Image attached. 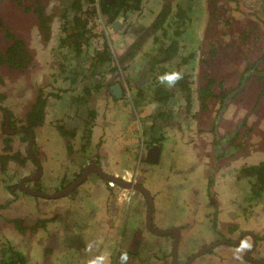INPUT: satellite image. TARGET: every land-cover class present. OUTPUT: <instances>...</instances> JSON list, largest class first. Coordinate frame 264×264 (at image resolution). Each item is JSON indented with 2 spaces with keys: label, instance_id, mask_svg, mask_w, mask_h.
<instances>
[{
  "label": "rangeland",
  "instance_id": "rangeland-1",
  "mask_svg": "<svg viewBox=\"0 0 264 264\" xmlns=\"http://www.w3.org/2000/svg\"><path fill=\"white\" fill-rule=\"evenodd\" d=\"M2 1L4 3L1 2L0 4V12L4 15V23L10 27L13 33L15 31L16 35L25 38L26 47L32 57L31 64L20 74L14 75L9 71L3 72L7 82L6 84L0 83V89L9 88V96L2 103L14 110L18 116H24V111L31 106L30 104L34 101L33 98L39 88L47 95L50 102V104L47 102L49 108L48 113L46 112L47 120L37 130L35 145L38 156L42 159L43 175L40 177L43 179L41 178L39 185L28 181V186L53 193L62 188L64 173H68L66 176L68 179L64 177L65 183H67V180L69 182L73 179L79 172V167L87 161L71 149L67 155L66 143L69 137L64 138L55 129L53 123L55 122L54 119L59 118L60 120H67L69 127H78L75 138V140L78 139L77 143L79 139L80 141L82 138L87 139L89 154L100 152L99 161L104 164L109 173L120 174L126 172V169L132 167L134 170L135 168V171L131 169V176L120 175L126 179L131 178L135 182H142L153 193L156 200L153 218L156 224L159 226L185 225V227H181L182 231L179 237L177 253L179 264L187 262L191 251H197L202 244L220 237V230L228 234L224 230V221L228 220V216L233 212L237 214L238 218L240 217V228L253 229L255 227L256 231L264 228V197L259 202H251L248 199V192L243 191L245 195L242 194L235 185L229 182L230 180H227V171L223 168H220L223 170L216 169L214 171L212 162L215 161L216 166L217 158L209 157L208 153L210 148L214 147L216 134L205 132L203 137L201 136L202 133L199 132L200 119L197 114L198 105L193 101L188 105L186 96L176 91L177 87H165L167 91L172 93L170 101L164 108L167 117L160 121L155 117L159 111V103L154 100L153 91L147 84L152 78L159 75L158 71L161 70V65L157 66L156 72L148 71L149 61L155 55V50H153L155 43L152 42L151 37L141 44L136 55L129 59L131 61H128L125 70L118 72L116 77L113 76L114 74H109L110 79H98L94 75L97 74L95 73L96 70L88 68L92 61L89 57L92 56L91 51L103 47L105 42L110 46L116 58L124 56L129 46L148 30L151 22H153V17L165 0H142V9L127 15L119 14L114 21L115 23H104L99 17V13L93 15L94 22L92 24L97 23L93 29L98 36H95V39L92 37L88 41L91 44H87L83 50L87 53L78 58L71 48L61 42V37L65 36L63 24L66 16L64 13L71 4V0H37V5L42 7L45 5V16L48 17L51 14V20H48L51 23L48 37V31H43L42 22L37 19L36 15L24 10L22 6L17 7L12 0ZM32 2V0L28 1V3L33 4ZM228 2L227 8L222 5V16L219 15V21L226 26V28L222 27V33L224 31L226 34L225 43H222L218 35L213 32L211 40L213 44H216L215 47L218 48L220 56L214 57L213 60L210 57L207 58L209 63H217L219 66L227 65L232 72L229 76L233 77L234 71H237L241 64L244 65L246 61L257 59L264 48V0H229ZM172 3L173 6L175 5L173 11H176L178 5H191L190 15L194 20L191 28L193 33L188 30L185 33L187 34L186 39H179V42L182 44L186 42L187 47L198 46L199 37L202 34L200 29L211 19V16H206V13L213 0H196L190 3L187 0H173ZM96 6L99 8L97 3ZM193 9L196 11L194 12ZM3 37V30L0 29V44L7 43ZM185 49L182 50L183 55L191 52L190 48ZM199 53L200 50L191 58L190 66L188 65L190 69L193 67L189 71L193 72L191 79L194 81L192 84L194 88L198 70L201 67L200 56L202 54ZM181 58V56L177 57L176 62L181 61ZM223 59H226L227 62H223ZM78 64L83 66L79 67ZM164 65L169 66V69L171 68L170 62ZM83 67L86 68L85 71H83ZM172 68L176 67L173 66ZM102 69L103 66L97 67V71ZM76 71L88 74L92 72L93 74L85 78L84 75L77 74ZM69 72L74 73L73 78L72 75L69 78ZM107 80L122 82V88L125 91L121 97L115 99L110 94H106L107 89H109ZM97 84L100 85L99 88ZM248 86V92L238 95L235 105L223 113V118L218 126L220 135L228 132L227 127L230 128L233 123L236 124V120L245 114H248L249 123L252 125L257 124V120H259L257 128L262 129L254 130V137H251L250 140L258 141L264 134V98L262 103L256 104L261 86L260 84H249ZM154 87L155 85H153ZM137 88H142L147 92L142 100L134 105V100L140 99L134 96ZM83 89L91 90L92 95H95L94 100L90 98L86 101L87 103L80 101L78 97L82 95ZM51 92H53L52 96L49 95ZM62 92L63 94H61ZM257 95L258 97H256ZM255 99L256 103L254 104ZM89 108L95 109L97 112L93 124H91L90 132L86 127L87 123L84 124L85 118L88 117L87 109ZM208 128L209 126H206L205 129ZM159 137L162 139L157 140ZM77 143L73 149L80 146ZM159 143L164 146L161 162L154 165L142 164L145 162L143 161L144 157L150 151H146V149ZM11 145L14 146L12 147L13 151L23 148L21 151L25 154L29 142L27 140L21 142L18 138ZM0 146L6 145L0 140ZM209 160H212L211 166L208 165ZM249 160L250 156L247 153L240 152L237 154L236 160L233 161V165L235 168H240ZM113 161L116 163L114 164ZM27 163L25 168L17 167L19 172L23 171L22 175L18 173L19 176L35 174L36 166L30 162ZM209 175H213L216 182L213 188L219 189V195L218 192L215 193L209 188L207 178ZM8 177H10L8 174L5 177H0V203L2 202L1 199L7 196L9 199H13V196H9L7 192L2 193L6 184L11 181L8 180ZM3 178L7 180L3 181ZM91 178L93 181L87 184L83 183L82 189L75 194V198L73 197L76 204L63 198L53 199L46 205L45 210L50 213L56 211L60 218L57 222L49 223V228L55 231L53 235L46 232L38 235L28 234V240L30 241L34 237L33 243L35 244L29 264H44L45 259L41 245L44 241L53 242V240L70 248V257L67 260L70 258L71 264H85L89 258L102 253L109 254L111 260L113 249L115 251L117 247L130 246V240L134 239V236L129 239V236L126 237L127 233L132 235L131 230H136L139 226L145 229L146 205L144 201L138 203L140 209L135 208L138 204L130 198L131 195L126 197L123 190L117 194L116 198L112 199V194L98 191L97 188L102 187L98 178L94 176ZM13 179L16 181L17 178ZM92 185L93 187H91ZM241 195H244V198ZM25 196L19 201L21 200L20 202L23 203L22 210L27 213L32 210L33 203H30L28 201L30 198ZM216 196H218V201L214 202ZM15 201L14 203H17ZM114 202L117 203L114 204ZM2 205L4 207L0 209V240L5 234L13 237L10 221L13 219L12 213L16 212L15 207L10 206L9 208L8 206L7 208L4 203ZM214 207L218 210L221 207L217 217L213 216ZM216 229H219L216 231L218 233L215 232ZM14 233L16 235V232ZM237 233L235 232L232 236L235 237ZM256 233L264 235V231H257ZM18 238L21 240L17 241L20 242L19 245L26 241L20 234ZM151 238H154L153 234L144 230L142 234L144 250L141 249L140 252V264H143L144 261H157L156 255L161 257L163 250L168 249L167 253H171V244L175 242V238L172 237L166 240L167 242ZM15 240L14 238L13 241ZM97 240H102L103 243L88 251L87 245L89 243L94 244ZM249 242L247 238L244 246H248ZM233 251L237 252V249L216 247L215 253L197 257L190 264H247L241 255L236 258V255L232 253ZM82 253L86 256L83 257ZM81 259L82 262H80ZM45 264L50 263L48 261Z\"/></svg>",
  "mask_w": 264,
  "mask_h": 264
},
{
  "label": "trees",
  "instance_id": "trees-1",
  "mask_svg": "<svg viewBox=\"0 0 264 264\" xmlns=\"http://www.w3.org/2000/svg\"><path fill=\"white\" fill-rule=\"evenodd\" d=\"M0 1L4 3L2 0ZM12 1L17 5V7L22 6L24 10L36 15L37 19L41 20L43 28L48 31L47 37L49 36L51 24L47 21L49 17H46L44 15V8L40 7L41 5L38 6L37 4L28 3L27 1L29 0ZM187 1H189L190 3L193 0ZM70 2L71 4L65 9L64 13L66 16L63 24L65 36L61 37V41L65 42L66 40H68V46L75 53L77 58L81 56L83 57L84 54L87 53L83 50L85 46L87 47V44L90 45L88 41L92 37L98 36V34L93 29L94 25H97V23L92 24L94 22L93 15H96L98 12H100L104 17V23H112L121 13L127 15L130 12L142 9V0H113L112 2H107L105 0H71ZM172 2L173 0H165L162 3L160 12L155 14V16L153 17V22H151L148 30L143 33L141 37H138L139 39L137 41H134L129 46L123 58L127 59V57H134L139 51L141 44L147 38L151 37L152 42L155 43V46L153 48V50H155V55H153L152 59L149 61L150 66L148 71L156 72L155 69H157V66L161 65V68L163 69L159 70V75H161V73L170 72V70H181L184 72V78L175 86L177 87L176 91H180L186 96L188 105L192 103V101H200V110L202 112H199V114H197L201 119L200 131L202 132L206 130V125L211 124L208 118H211V116H209L210 107L208 108L207 105L209 104V102H212L213 105H216V102L218 101L216 96H218L220 92H227L223 94L224 97L222 98V101L230 102L233 98V94L242 91L243 88L247 89V86L249 84H260L262 90L264 89V48L261 50V53L259 54V57L257 59L253 61H246L244 65L241 64L239 66V69L237 71H234L235 73H233V75H235L233 77L229 76V74L232 72L227 65L219 66V64L217 63L214 64L213 62H208L209 57L211 58V60H213L214 57L220 56L218 54L217 47H209L210 52L202 49V56L200 60L201 67L200 70H198L194 88L192 85L194 81L191 79V75L193 74V72H190L193 67L191 69L188 67V65L190 64V59L192 58V54H179V43L177 40V37L187 29L190 23L189 20H192V17L190 15V12L192 10L190 9L191 5H178L176 11H173L175 5L173 6ZM96 3L99 5V8H97ZM69 10L71 13L69 12ZM1 25L4 29L9 28L6 23H3ZM174 36H176V38H174ZM6 37L11 39L12 44L10 42L4 51L0 50V66H5L9 68V71H11V73H14V75H18L22 71H25L27 66L31 64L32 57L27 47H23L22 42L20 41L21 39L16 38L9 31L6 34ZM205 48H208V46H205ZM92 51L91 53L93 54V56H95L97 65L101 64L106 67L110 61H113L114 66L112 67V70H118L119 64H121V62H117L116 65L117 58L115 57L107 42H105L103 47L95 48ZM178 54L182 57V60L179 62L177 67L173 69L170 68L169 70H164L165 66L162 67V65L166 64L167 61L173 59ZM90 59H92V57ZM223 62H227L226 59H223ZM95 66L96 64L94 65V68ZM88 68H93V61L89 63ZM6 82L7 79L5 78V75L0 73V83L6 84ZM32 82L34 81L32 80ZM156 82L157 78H153L149 82V84H147L149 88H153L154 84L157 85L154 89L155 100L161 103L168 102V100L172 96V93L167 91V89L163 85H160L158 84V82ZM245 82L248 83L244 84ZM8 89L5 88L0 91L1 99L5 100L9 96ZM84 90L85 99L95 98V95H92L91 90ZM36 93L37 94H35V97L33 98L34 101H32L30 104L31 106L24 111V116H18V114L15 113L14 110L8 109L6 105H0V140L3 141V143L6 145L3 150L0 149V175L2 176H7V174L10 175L9 178L18 176L17 174L20 172L18 171L19 169H17V167H24L26 165V161L28 160L33 161V163L35 164L34 160L27 151V153L25 154H23V151L21 150L8 153L7 149L10 147L7 145V142L12 138L16 139V137H20V139L24 141L30 140V144H32L33 146L36 145L37 130L45 124L44 121L48 101L47 95L44 94L42 89L39 88L38 92ZM136 95L140 99L136 101L134 100V105H136V102L142 100V98L144 97V90L142 88H138ZM226 104H221V106L216 105L218 107L216 111V113L218 112V115L216 116L215 121L213 120L215 123L218 121L217 119L219 116H221V113L223 114ZM6 111L10 113L9 123H7L6 121ZM165 112V110L158 111L156 114L157 118L162 119L164 117H167L165 115ZM96 114L97 112L95 109H88V117L86 121V127H88L89 130L88 132L91 131V124H93L92 122L94 121ZM7 124L8 126L10 125L9 130L7 129ZM57 128L59 132H61L65 136L68 135L69 138L74 137L78 129V127L76 126L75 128H71L65 125H57ZM215 128L216 127H213L211 129L215 130ZM34 135H36V138L34 137ZM161 139L162 138L159 137L157 140ZM71 144L72 143L68 141L69 148H71ZM33 149L35 150V148ZM11 161H13V163ZM243 171L248 174L247 177H253V195L256 199H259L264 195V162L257 165L248 166L247 168H243ZM42 175L43 172H41V168L36 167L35 174H32L30 178L35 184L39 185L42 178L40 176ZM64 176L67 175L64 174L62 176V187L67 184L65 183L66 180H64ZM4 180H6V178L3 179V181ZM107 188L109 190L103 189L101 187H98L97 189L98 191H112V189H110L109 187ZM41 191L44 192L43 189L38 188V192ZM5 192H7L8 195L15 194V198L9 199L7 196L5 200L0 203V209L4 207L2 203L7 206L10 203H14L15 200V202H19L18 198L20 194L30 196L31 198H34L36 203H38L36 206V211H34L33 213H29L28 215L31 220L27 221L20 216L14 217L11 220L13 237L4 235L0 240V264H29V260L33 255L32 252L35 249V244L33 243L34 237L32 240H28V234L35 233L36 235H38L39 233H42L49 229V222H57L59 220L58 218H60V215L56 211L55 213H50L44 208L47 207L46 205L49 204L53 199L66 198L70 201H74L75 199H73V197L75 196L74 194L76 193V189L72 190L68 194L64 193V195L49 197L38 193H29L22 186H20L19 183L15 184V186L14 184L12 185L8 183V186L4 189V193ZM14 232H16V235H14ZM134 232H138L139 234H133ZM147 232L153 234L154 238L151 239L157 240V237H161L153 231L148 230ZM130 233H132V236H134V239L131 240L132 244L125 248L117 247L115 251L113 249L111 264H119V256L123 251H127L128 253V264H132L133 262L134 264H140V252L141 249L142 251L144 250L142 232L140 234V231H138V229H132ZM17 234H20L22 238L26 240L21 245H19L20 242H17L21 241L20 238H18ZM14 238L16 239V242H12ZM212 243H214V240L212 241ZM60 244L61 243H57V241L55 240H53V242L44 241L43 245L40 244L43 249V258L45 259V263L49 261L50 264H71L70 258L67 260V258L70 257V248L68 246H63ZM213 247V245L207 246V249L198 254V256L211 254V252L213 253ZM167 251L168 249L163 250V255L161 257H159V255L157 254L155 257L157 261H144L143 264H176L175 261L173 263V249L171 248V253L169 254L167 253ZM82 256L84 257L86 256V254L82 253ZM169 256H171V258H169ZM198 256L196 255L195 257ZM80 262H82V259L80 260Z\"/></svg>",
  "mask_w": 264,
  "mask_h": 264
},
{
  "label": "flooded vegetation",
  "instance_id": "flooded-vegetation-1",
  "mask_svg": "<svg viewBox=\"0 0 264 264\" xmlns=\"http://www.w3.org/2000/svg\"><path fill=\"white\" fill-rule=\"evenodd\" d=\"M32 1H33L32 2L33 4H37V0H32ZM193 1L195 2L196 0H193ZM228 1L229 0H217V2H218V4H217L216 0H213V3H212L213 5L210 4V7L208 8V11L206 13V16H208V17L211 16V19H210V21L208 23H206V25L204 27H202L200 29L202 34H201V37H199V35H198V37H199V45L198 46H190V47H187L186 42L184 44H182V42H179V39H182V38L183 39H186L187 34H185V33L188 30L191 32V28L193 27L192 26V21H194V20L193 19L192 20H189L190 23H189L187 29L184 30L181 33V35L177 37L178 43H179V54H183L182 53L183 48H186V49H189L190 48V51H191L190 53L192 54V57L195 56V53L197 51H199V50H200V53L199 54H201L202 49L203 50H206V49H209V47L215 48L216 44H213L212 43V40H211V34L213 32L218 35L219 39L222 40V43H225V41H224L225 39L224 38H225L226 34L224 33V31L222 33V30H223L222 27L224 26V28H226V26H225V24H222L219 21V15H221V11H222V8L221 7H222V5H225L226 8H227V6L229 4ZM0 4H1V1H0ZM40 7H42V6H40ZM43 8H44V13H45L46 12L45 5L43 6ZM160 10L161 9H158V11L156 12V14L159 13ZM193 10H194V12L196 11L195 9H193ZM98 13L97 14L99 15V17H101V20L104 21V17L101 15L100 12H98ZM48 17H49L48 20H51V14H49ZM195 18H196V15H195ZM3 20H4V15H3V13L0 12V29L3 30V34H4V37L3 38L5 40H7V43L0 44V50L1 51H4L6 49V47H7V45L10 42L12 44L11 39L8 38V37H6V34L8 33V31L13 36H15L16 38L21 39L20 41L22 42L23 47L26 46V41L24 40L25 38L20 37V35H16V32L15 31L13 33L10 30V27L9 28H6V29H4L2 27L1 24L4 23ZM214 20H217V21H214ZM213 21H214V23L212 24ZM15 24H16V22L14 23V25ZM17 24H18V22H17ZM41 26H42V23H41ZM44 30L47 31L46 29L43 28V31ZM64 32H65V30H64ZM191 33H193V32H191ZM207 39H209V40L206 41ZM62 44L68 46V40H66L65 42H62ZM205 46H208V48H205ZM208 52H210V51L208 50ZM179 54L177 56H175L173 59H171V60H169V61L166 62V63H168V62L171 63V68L173 66L174 67H177V65L179 64L180 61L179 62H176V58L177 57H180ZM90 57H92V61H93V70H96L95 73H97V74H94V75H96L98 79L99 78L100 79H110L111 76L109 74H114L113 76L116 77L119 74L118 72L122 71L123 69L125 70V68L127 66L126 64L128 63V61L129 62L131 61L129 59H132L133 58V57L132 58L127 57V59H126V58H123V56L118 57L116 59L117 60L116 61V65H117V62L118 63L121 62V64H119L118 70H112V67L114 66L113 61H110L109 64L105 67V66H103L101 64H98L97 65V61L95 59V56H93V54H92V56L90 55ZM122 62H124V63H122ZM95 64H96V66L94 68V65ZM81 65L78 64L77 66L82 67L83 65L82 66ZM98 66H103V69L101 71H97V67ZM163 66H165L164 70L165 69H168L169 70V66L162 65V67ZM83 68H84L83 71H85L86 68L85 67H83ZM161 69H163V68H161ZM5 71H9V68H7L5 66H0V73L2 72V74H3V72H5ZM155 71H157V70L155 69ZM9 72L11 73V71H9ZM76 73L78 74L79 72L76 71ZM158 73H159V71H158ZM79 74L80 75H84V77L87 78V77L91 76L93 73L88 74L86 72H80ZM71 75H72V78H73L74 73H70L69 72V75H68L69 78H71ZM97 78L95 77L96 81L98 80ZM155 78H157V77H155ZM107 81H108L107 84H108L109 89H107V92L108 93L106 92V94L107 95L110 94L115 99L121 97L123 95V91H125V89L122 88L123 87L122 86V82H120L119 80H117L115 82L110 81V80H107ZM97 82L99 83V81H97ZM116 83H119L120 84V88H121V92L118 95H116V93L113 92V91H115L113 89V86L116 85ZM246 83H248V82H245L244 84H246ZM156 86L157 85H155L154 88L150 87V89L153 91V94H154V89L156 88ZM99 87H100V85H98V88ZM248 88L249 87L247 86V89L246 88H243L242 91H239V92H236L235 94H233V98H232V100L230 102H228V101L223 102L222 101V98L224 97L223 94L224 93H227V92H223V93L220 92L218 94V96H216V98L218 100L216 102V105L217 106H221V104L223 105V104H226L227 103L226 104V107H225V109L223 111V113L226 112V110L231 109V106L235 105V100L237 99V96L240 95V94H245L246 92H248ZM1 90H3V89H0V91ZM137 90H138V88H137ZM260 90H261L260 93H259L260 95L258 94L259 97H258V95L256 96V97H258V101L256 103V99H255L254 104L255 103L256 104H259L260 102L261 103L263 102L264 96H263L262 93H264V89L262 90V88H261ZM84 91L85 90L83 89L82 95H79L78 98H79L80 101L86 102L88 100V98L85 99V92ZM146 92L144 91V96L146 95ZM231 92H233V91H231ZM52 93L53 92L50 93V96H52ZM136 93H137V91H136ZM179 93H181V92L179 91ZM61 94H63V92ZM250 94H251V91H250ZM56 95H57V93H56ZM59 96H62V95H59ZM134 96L137 97L136 94ZM154 100H155V96H154ZM3 101L4 100L0 98V105L1 106H4V104L2 103ZM168 101H170V100H168ZM47 102H49V101H47ZM158 103H159V111H160V110H165L164 109L165 108V105L168 102H165V103L158 102ZM48 104H50V102ZM195 104H197L198 105V108H199V109L197 108L198 109V111H197L198 114H199V112L201 113L202 111L200 110V108H201L200 101L199 100H196L195 101ZM216 105L215 104L213 105L212 102H209V104L207 106H208V108L210 107V109H209V116H211V118L210 117H208V118H209V122H211V121L212 122H211L210 125H206V126H209V128L206 129L205 131H202L201 132L199 130V132L202 133L201 136L205 132H209V133L210 132H212V133L214 132L216 134V136L214 134V136H215L214 137L215 138V144L213 145L214 147H211L210 150H209V153H208L209 154V157H214V158L216 157L217 158V160H216V166H215V161L212 162V160H209L208 161V165L211 166V162H212V167H213L214 171L216 169L223 168L228 173L227 180H230L229 182H231L233 185H235V187L237 189H239L242 192V194L245 195V193L248 192V199H250L251 202H254V201L259 202L260 200L263 199L264 195L262 197H260L259 199H256L254 197V195H253L254 194L253 193L254 191H253V185H252L253 177H247L248 174L245 173V171H247V170L243 171V168H247L248 166L257 165V164H260V163L264 162V134L262 135L261 139L258 140V141H251L250 140L251 137H254V130L261 129L260 127L257 128L258 125H259L258 124V121L259 120H257V124L258 125L257 124H253L252 125V124L249 123V116H248V114H245L241 118H239V119L236 120V124L233 123L230 126V128L227 127L228 132H225V133H223V135H220V130L218 129V126H219V123L221 122V120L223 118L222 117L223 114L221 113V116L218 117V119H217L218 121L215 123L214 122L215 121V118L218 115V112L216 113L217 108H218ZM48 106L50 107V105H48ZM69 108H71V107H69ZM255 108H256V106H255ZM47 111H49V108L48 107L46 108V112ZM6 113H7L6 114L7 115L6 121H7V123H9L10 113L8 111H6ZM156 114H155V117H157ZM70 116H72V115H70ZM57 119H54L55 122H53V123H54L55 129L58 132H59V130L57 128V125L58 126L59 125H65V126L69 127L67 125V120H62V119L60 120L59 118H57ZM199 119H200V117H199ZM45 120H47V114L45 115ZM158 120L160 121L162 119L161 118H158ZM86 121H87V119L85 118L84 124L86 123ZM51 122H52V120H51ZM200 123H201V119H200ZM6 126H7V129L9 130L10 129V125L8 126V124H7ZM213 127H216L215 130H212L211 129ZM263 133H264V131H263ZM62 135L64 136V138H67L66 136H68V135L65 136L64 134H62ZM34 137L36 138V135H34ZM76 137H77V134H75L74 137H70L69 139L67 138V143H66V152H67V155L71 152V151H69V149H71V150L76 151L81 156L82 159H87V161L83 165H81L79 167L80 168L79 169V172L73 177V179H71L69 182L67 180V184L64 187H62L60 190L54 191L53 193L52 192H48V191H44V192L41 191V192L42 193H48V194H59L64 189L70 187V185L73 184L75 181H77L79 179V177L83 175V173H84V171H85V169H86L87 166H89L91 164H96V165H98V166L101 167L102 171L106 175H110V176H115V177L121 178L124 181L129 182L131 185L134 184V186L126 187V186H124V185H122V184H120V183H118L116 181H113L111 179L104 178L100 173H98L97 171L91 169L89 171V173L84 177V179L80 183H78L76 186H74L70 191H68L66 193L68 194V193H70L74 189H76V193H77L80 189H82V186L81 185L83 183H86L87 184V183H90V181H93V179L91 178L92 176L98 178V181L101 182L100 185H102L101 188L108 189L107 187H109L110 189H112V191L111 190L108 191L109 189L107 191H104V192H107L109 194H112L111 195V196H113L112 199L116 198L117 197V194H119L121 192V190H123L125 192L124 195L126 197H127V195L128 196L131 195L130 198L133 199L135 201V203L138 204V203H140L142 201L145 202V205H146L145 224H146V227L147 228L145 227V229H144V228H142V227L139 226L138 227V231L142 232V234H143V231L144 230H146V231H148V230L153 231L158 236H161V237H157V238L159 240H162V241H166V240L170 239L171 237L173 239L175 238V242L173 244H171V247L170 248H172V249L173 248H176L177 251H178V248H179V246H178L179 245V237L181 236V231H182L181 227H185V225H175V226H164V225H162V226H159L158 224H156V221H154V218H153L154 213H155V209H156V200H155V197H154L153 193H151V191L148 188H146L145 185L142 182H135L131 178L126 179V178L121 177L122 175H120V174H123V175L126 174L127 176H131L130 174H131L133 168L131 167L132 170L131 169H126V172H123V173H120V174L119 173H115V172L114 173H109L108 170L104 167V164L99 161L100 160V152H98L96 154L90 155L89 154V150L87 149L88 148V144H89L87 142V139L82 138L81 141L79 139V141L77 143V140L78 139L75 140ZM18 138H20V137H16V139H18ZM221 138H222V140L220 141ZM16 139L15 138H12V139H10L7 142V145L10 147V148L7 149L8 153L9 152L10 153L11 152H15L12 149V147H14V146H12L11 143L14 142ZM11 140H12V142H11ZM20 140H21V142H24V140H22V139H20ZM68 141H70V143H72L71 144V148H69V146H68ZM28 142H29V146H28V149L26 151L29 152V154L32 157V159L34 160L35 164L33 163V161L28 160V161H26V165L25 166H27V164H28L27 162H30L31 164H34L36 167L41 168V172H43V169H42L43 167H42V164H41L42 163V159H41V157L38 156V153H37V150H36L35 146H33L32 144H30L31 143L30 140ZM76 143H77V145H80V146L79 147H74V149H73V146L76 145ZM158 145L160 147L159 150H156V148L154 150H152L151 147L150 148L148 147L149 149L148 148L146 149V151H149L150 150L149 152H151V155H150L149 158H147L148 155H149V153H147L148 155H146L144 157V159H143V161H145V162L142 163V164H144V165H152L153 164L154 165V164H157V163H160L161 162L162 155H163L162 153H163V150H164V146H163L162 143H159ZM4 147L5 146H0V149L3 150ZM33 148H35V150ZM22 149L23 148H19L18 150H22ZM240 152L247 153L248 156H250V160H249L248 163L243 164V166H241L240 168H235V166L233 165V161L236 160L237 154L240 153ZM155 156H156V158H158L156 161L152 160V158H154ZM114 159H116V158L114 157ZM224 159H225V161H223ZM11 162L13 163V161H11ZM113 163L115 164L116 162L113 161ZM217 163H218V165H217ZM25 166H24V168H25ZM223 169H220V170H223ZM228 170H230V171H228ZM133 171H135V168H134ZM22 173H23V171L20 172L19 174L22 175ZM19 174H18V176H16V178H17L16 181L13 178H9L8 177L9 178L8 179L9 181L10 180L11 181L13 180V182L10 181L9 183L12 184V185L14 184V186H15V184H18L19 183L20 186H22L29 193H32L30 190L38 191V188L30 187V186L27 185L28 181H32L31 178H30V176L32 175V173H31V175L28 174V175H25V176H19ZM64 174L68 175V173H64ZM1 176L2 175H0V177ZM64 177L67 178L66 176H64ZM207 178H208V186H209V188H211V190H214L215 193L218 192V195H219V189H217L215 187L213 188V185L216 183L215 180H214L213 175H209V176H207ZM3 179H5V178H3ZM6 180H4V181H6ZM7 186H8V183L6 184V187ZM91 187H93V185ZM243 191H245V193ZM145 192H147L148 195H149V197L151 198V203H152V210H151V212H150V206H149L150 202H149V199H148L149 197H147V194ZM2 193L4 194V190H3ZM24 195L25 194H20V196H19L18 199L23 198ZM61 195H64V194H61ZM244 195L243 196L241 195V196L244 198ZM9 196H11V197L13 196V198H15V194L9 195ZM25 197L30 198V200H28V201L30 203L31 202L33 203L32 210L30 212H27V213L24 212L22 210V204L23 203L20 202L21 200L19 202H17V203H13V204L10 203L7 206L5 205L7 208H8V206H9V208H10V206L11 207H15L14 209H16V212L12 213V215H13L12 218H14L16 216H20V217L26 219L27 221L31 220V218H29L28 215H29V213H33L34 211H36V206H37L38 203L35 202L34 198H31L28 195H26ZM52 197H54V196H52ZM217 197L218 196H216V200L214 199V202L215 201H218V198ZM245 198H246V196H245ZM1 200L3 201V200H5V198H2ZM71 202L73 204H76V203H74L75 201H71ZM116 203L114 202V204H116ZM252 205H253V203H252ZM135 208L140 209V204H138ZM220 211H221V207H219V210H218V208H215L214 207L213 216L215 215L214 217H217V215H218V213ZM235 211H237V210H235ZM150 213H151V220H150L151 226H150V224L148 222L149 221L148 218H150ZM213 219L215 220V218H213ZM239 220H240V217L238 218V216H237L236 213L233 212V214H230L228 216V220L224 221L225 228H224V226L221 227L222 229L224 228V230L227 229L226 231L228 232V234L225 233V232H223L222 230H220L219 231V232H221L220 237L215 238L214 239V243H212V241H213L212 240L211 242L202 244L201 247L197 249V251H193V252L191 251L190 254H189V257L187 258V262L185 264H190L192 261H194V259L197 258L195 256L196 255L198 256V254H200L202 251H204L205 249H207V246H210V245H213L214 246L213 247V250H212L213 253H215V248L216 247H218V248L219 247H233V248L237 249V252H234V251L232 252L233 255H236V258L240 257V255H241V258L243 259V261L247 262V264L248 263L249 264H263L264 263V254L262 255V253H264V235H259L256 232L257 231H264V228L259 229L257 231H256V228L255 227L253 229H251V228L242 229V228H240V223L241 222ZM139 228H140V230H139ZM176 229H178V231ZM155 230H166V231L167 230H173V232L157 233ZM217 230H219V229H216L215 232ZM44 232L50 233L51 235H53L55 233V231H53V229H51V228H49L48 230H46ZM235 232H238V233H237V235L235 237H233L232 235ZM135 233H138V232H134L133 234H135ZM176 235H177V239H176ZM127 236L130 237L129 239L132 238V235L131 234H128L127 233L126 237ZM247 238L249 239L250 242H249L248 246L245 247L244 245L246 243ZM130 244H132L131 243V240H130ZM239 251L240 252H243V253L241 254ZM213 253L211 252V254H213ZM206 255H209V254H206ZM206 255H199L198 257L206 256ZM175 259H176V262L175 263L176 264H179L178 255L175 257ZM173 263H174V260H173Z\"/></svg>",
  "mask_w": 264,
  "mask_h": 264
},
{
  "label": "clouds",
  "instance_id": "clouds-1",
  "mask_svg": "<svg viewBox=\"0 0 264 264\" xmlns=\"http://www.w3.org/2000/svg\"><path fill=\"white\" fill-rule=\"evenodd\" d=\"M184 78V72L181 70H173L170 72H165L161 75L157 76V82L160 85H164L167 88H174L179 81H181ZM101 243H103L102 240H97L94 244L89 243L87 245V250L91 251L93 247H98ZM129 256L127 251L121 252L119 256V264H128ZM85 264H111L110 255L109 254H99L96 256H93L86 260Z\"/></svg>",
  "mask_w": 264,
  "mask_h": 264
},
{
  "label": "water",
  "instance_id": "water-1",
  "mask_svg": "<svg viewBox=\"0 0 264 264\" xmlns=\"http://www.w3.org/2000/svg\"><path fill=\"white\" fill-rule=\"evenodd\" d=\"M105 1H107V2H112L113 0H105ZM113 89L115 90V91H113V92L116 93V95H118V94L121 92L120 84H119V83H116V85L113 86ZM151 148H152V150H154L155 148H156V150H159L160 147H159V145L157 144V145H154V146L151 147ZM150 155H151V152H149V155H148L147 158H149ZM157 159H158V158H156V156H155L154 158H152V160H154V161H156ZM91 169H93V170L97 171L98 173H100L104 178H107V179H111V180H113V181H116V182H118V183H120V184H122V185H124V186H126V187L134 186V184L131 185L129 182H126V181H124V180L121 179V178H118V177H115V176L106 175V174L102 171V169H101L100 166H98V165H96V164H91V165H89V166L86 167V169H85L83 175L80 176L79 179H78L77 181H75L73 184L70 185V187L64 189V190H63L62 192H60L59 194H48V193L38 192V191H35V190H30V191H31L32 193H38V194L45 195V196H49V197H51V196H59V195H61V194H64V193L70 191L74 186H76L78 183H80V182L84 179V177L89 173V171H90ZM143 190H144V189H143ZM145 193L147 194V197H149L148 193H147V192H145ZM148 199H149V202H150L149 206H150V212H151V210H152L151 198L149 197ZM148 219H149L148 222H149V224H150V226H151V222H150V220H151V213H150V218H148ZM176 230L178 231V229H176ZM155 231H156L157 233H168V232H173V230H167V231H166V230H155ZM176 239H177V235H176ZM177 253H178L177 249H176V248H173V256H174L173 258H174V261H175V262H176L175 257L177 256Z\"/></svg>",
  "mask_w": 264,
  "mask_h": 264
},
{
  "label": "bare ground",
  "instance_id": "bare-ground-1",
  "mask_svg": "<svg viewBox=\"0 0 264 264\" xmlns=\"http://www.w3.org/2000/svg\"><path fill=\"white\" fill-rule=\"evenodd\" d=\"M105 22V21H104ZM115 23V22H114ZM101 26V25H100ZM102 29V28H101ZM97 38V37H96ZM93 39H95V37L93 38ZM92 39V40H93ZM96 41V40H95ZM99 41V40H98ZM91 42V41H90ZM101 42V41H100ZM93 43H95V42H93ZM97 43V42H96ZM89 44H91V43H89ZM101 44V43H100ZM110 47V46H109ZM193 93V92H192ZM200 95V94H199ZM192 97V96H191ZM247 206V205H246ZM214 211V210H213ZM210 212V211H209ZM226 216H228V215H226ZM220 220V219H219ZM217 223V222H216ZM220 223V222H219ZM227 230V229H226ZM210 231V230H209ZM216 233H218V232H216ZM221 233V232H220ZM253 234V233H252ZM1 235V234H0ZM6 235V234H5ZM255 235V234H254ZM257 235V234H256ZM12 240V239H11ZM12 242H13V240H12ZM18 246V245H17Z\"/></svg>",
  "mask_w": 264,
  "mask_h": 264
}]
</instances>
